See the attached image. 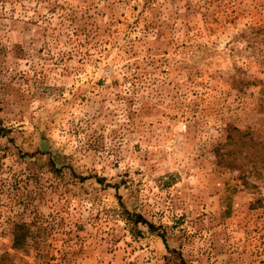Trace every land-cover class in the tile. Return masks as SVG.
Wrapping results in <instances>:
<instances>
[{
	"label": "rangeland",
	"instance_id": "obj_1",
	"mask_svg": "<svg viewBox=\"0 0 264 264\" xmlns=\"http://www.w3.org/2000/svg\"><path fill=\"white\" fill-rule=\"evenodd\" d=\"M0 264H264V0H0Z\"/></svg>",
	"mask_w": 264,
	"mask_h": 264
},
{
	"label": "trees",
	"instance_id": "obj_2",
	"mask_svg": "<svg viewBox=\"0 0 264 264\" xmlns=\"http://www.w3.org/2000/svg\"><path fill=\"white\" fill-rule=\"evenodd\" d=\"M18 239H19V235L17 234V235L15 236V241L17 242ZM16 242H15V246H16V244H17Z\"/></svg>",
	"mask_w": 264,
	"mask_h": 264
}]
</instances>
